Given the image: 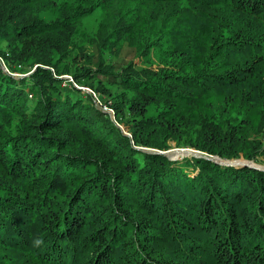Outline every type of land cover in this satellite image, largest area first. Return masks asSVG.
Returning a JSON list of instances; mask_svg holds the SVG:
<instances>
[{"label":"trees","instance_id":"obj_1","mask_svg":"<svg viewBox=\"0 0 264 264\" xmlns=\"http://www.w3.org/2000/svg\"><path fill=\"white\" fill-rule=\"evenodd\" d=\"M206 156L264 160V0H0V264H264V169Z\"/></svg>","mask_w":264,"mask_h":264},{"label":"rangeland","instance_id":"obj_2","mask_svg":"<svg viewBox=\"0 0 264 264\" xmlns=\"http://www.w3.org/2000/svg\"><path fill=\"white\" fill-rule=\"evenodd\" d=\"M42 16H43V19H45L47 22L53 21V19H54L53 15L51 13H47V14H44ZM100 24H101V15H100L99 9H95L93 12H91L89 15H87L83 19V27H84L85 31L88 33L89 39H93L99 33ZM1 49L6 50L5 47H1ZM6 58H7V61L3 60V63H5V62L8 63V64L14 63V59H11L12 56H9V54H7ZM127 59H133V56L127 57ZM133 61L135 62V64L137 66L139 64H144V63H142L141 60L133 59ZM23 67L26 70V72H28V74H25V75L17 74L20 77L21 76H26V75H29V76L32 75L35 72V68H36L33 60H30V61L24 63ZM66 77H69V76H66ZM70 81L74 82L72 78H70ZM85 90L88 91L91 95H93L94 99L99 104V107L103 106V110L106 113L111 114L113 116V118H115L114 115H113L114 112L109 107V105H101L100 102H98L99 98H100L99 97L100 95L94 94L95 92H93L90 89H86L85 88ZM118 126H120L123 129V125H118ZM125 133H127V130H125ZM171 147H172L171 151H173V155H172L173 157L172 158H174V159H178L182 155H186V156L196 155L195 154L196 153L195 149L192 148L189 145H187V146L186 145L179 146L176 142H172L171 143ZM186 153H188V155ZM239 160L241 161V163L246 162L243 158L239 159ZM251 163H253L256 167H258L260 169H264V160H263V158H258L257 161L251 162Z\"/></svg>","mask_w":264,"mask_h":264},{"label":"water","instance_id":"obj_3","mask_svg":"<svg viewBox=\"0 0 264 264\" xmlns=\"http://www.w3.org/2000/svg\"><path fill=\"white\" fill-rule=\"evenodd\" d=\"M156 153H159V154H164L166 156H169V157H173V151L168 150V151H164V152H156ZM188 155V153H186ZM196 155H200V153H198L196 151L195 153ZM207 157V156H206ZM209 160H212L214 161L215 163H218V164H222V165H229V166H232V165H244V166H250V167H254V168H258L256 167L253 163L249 162V161H246L244 163H241L240 160H224L218 156H214V157H207ZM260 169V168H258Z\"/></svg>","mask_w":264,"mask_h":264},{"label":"built area","instance_id":"obj_4","mask_svg":"<svg viewBox=\"0 0 264 264\" xmlns=\"http://www.w3.org/2000/svg\"><path fill=\"white\" fill-rule=\"evenodd\" d=\"M4 64V63H3ZM4 66H5V64H4Z\"/></svg>","mask_w":264,"mask_h":264},{"label":"bare ground","instance_id":"obj_5","mask_svg":"<svg viewBox=\"0 0 264 264\" xmlns=\"http://www.w3.org/2000/svg\"><path fill=\"white\" fill-rule=\"evenodd\" d=\"M24 68V67H23Z\"/></svg>","mask_w":264,"mask_h":264}]
</instances>
